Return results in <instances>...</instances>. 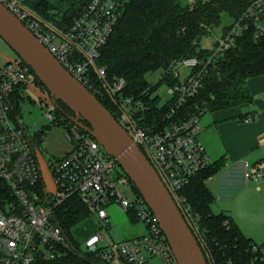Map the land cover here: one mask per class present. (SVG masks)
I'll return each mask as SVG.
<instances>
[{
  "label": "built area",
  "instance_id": "built-area-1",
  "mask_svg": "<svg viewBox=\"0 0 264 264\" xmlns=\"http://www.w3.org/2000/svg\"><path fill=\"white\" fill-rule=\"evenodd\" d=\"M0 4L92 96L113 102L112 117L146 157L172 196L206 263L238 264L230 260L220 263L211 255L197 216L189 211L180 195L212 163L198 140L199 121L206 108L196 104L192 114H184L183 108L199 95L207 65L221 58L244 32L252 31L255 40H264V0H251L239 19L215 38L207 64L202 65L197 58H186L172 67L168 74L177 83L166 86V101L161 102L159 98L161 104L171 102L172 107L161 120L152 122L137 118V112H143L144 107L124 96L125 80L109 82L106 70L97 66L100 50L122 16L120 0H90L69 23L60 15L55 18L41 15L28 0H0ZM180 67L190 69V75L183 81L177 73ZM29 77V68L16 56L0 68V179L16 200L7 202L4 211L0 210L1 264H35L37 260L61 259L64 252L71 251L69 238L52 216L56 207L72 197L86 207L99 230L110 229L109 206L126 214L131 211L145 229L141 236L108 248L101 246V233L90 235L84 241L83 253L90 255L93 263L120 264L123 259L126 264H146L149 258H158L163 264H177L154 214L134 192L129 178L115 159L77 125L64 131L69 150L62 157L45 160L56 194L48 193L45 188L43 197L38 194L36 190L42 180L35 155L39 150L40 142L36 139L39 132L32 136L13 111L15 95ZM46 117L53 121L51 114ZM255 120L256 116H249L244 122ZM242 170L245 181L264 179V163H243ZM121 189L130 193L131 198L124 196ZM239 264H264V243H251L245 260Z\"/></svg>",
  "mask_w": 264,
  "mask_h": 264
},
{
  "label": "trees",
  "instance_id": "trees-1",
  "mask_svg": "<svg viewBox=\"0 0 264 264\" xmlns=\"http://www.w3.org/2000/svg\"><path fill=\"white\" fill-rule=\"evenodd\" d=\"M90 0H28V4L41 15L55 18L61 16L69 23ZM123 4L122 16L113 33L100 50L97 66L106 70L107 80L113 82L119 78L125 80L127 87L124 96L141 103L144 111L137 112V118L145 121H159L172 107L171 102L160 103L152 98L154 92L165 83L172 86L177 83L168 72L179 61L197 58L202 65L207 64L212 49H202V38L212 34L227 17L231 24L224 26L220 35L239 19L251 0H120ZM55 20V19H54ZM164 76L156 85L148 83L145 77L157 71ZM30 75L45 91L32 71ZM264 75V40H255L252 31L244 32L234 46L219 59L206 67L199 95L185 104L184 114H192L194 106H202L207 112L235 109L252 103L247 87L250 78ZM47 92V91H46ZM19 94L15 95L14 114L19 116ZM97 101L113 116L114 104L111 100ZM56 123L73 126V111L60 100L54 102ZM246 115L239 117L244 122ZM84 123V122H83ZM85 124V123H84ZM224 167L219 159L184 187L180 195L186 200L189 211L198 218L199 226L208 242L211 255L220 263L232 261L243 263L246 250L253 242L246 239L229 216L214 214L212 205L215 196L207 182ZM42 180L37 187L43 197ZM134 192L139 195L135 187ZM7 202H16L8 185L0 179V210L4 211ZM89 212L76 198H68L53 211L56 222L71 242V251L64 252L61 259L37 260L35 264H96L92 257L82 252L81 245L73 234L78 233L86 240L91 233L75 230ZM131 223H137L131 211L127 213ZM94 234V233H93ZM0 255V264L2 262ZM120 264H126L120 259Z\"/></svg>",
  "mask_w": 264,
  "mask_h": 264
},
{
  "label": "water",
  "instance_id": "water-1",
  "mask_svg": "<svg viewBox=\"0 0 264 264\" xmlns=\"http://www.w3.org/2000/svg\"><path fill=\"white\" fill-rule=\"evenodd\" d=\"M0 39L32 71L46 89L52 104L60 100L67 105L77 116L71 122L115 159L154 214L177 264H207L172 196L128 134L1 4ZM35 155L45 190L55 195L56 187L44 156L39 150Z\"/></svg>",
  "mask_w": 264,
  "mask_h": 264
},
{
  "label": "rangeland",
  "instance_id": "rangeland-1",
  "mask_svg": "<svg viewBox=\"0 0 264 264\" xmlns=\"http://www.w3.org/2000/svg\"><path fill=\"white\" fill-rule=\"evenodd\" d=\"M230 24L231 21L227 17H223L220 27L214 29L212 34L201 39L200 47L202 49H212L215 38L220 36L221 29ZM14 56V53L0 39V68ZM177 73L179 80L183 81L190 75V69L180 67ZM163 76L164 72L160 70L148 74L145 79L148 83L156 85ZM166 86L163 83L152 97L156 96L160 98L161 102L166 101ZM19 97L21 98L19 101L20 123L32 136L39 132V137H36V139L40 142L38 147L45 160L49 161L50 157H62L70 147V144L64 137V131L68 127V124H58L46 117L47 114H51L54 120L57 119L55 106L52 104L48 93L30 75L20 87ZM243 111L242 107L218 112L235 115L234 117H236L238 114L243 113ZM218 112L205 113L200 118L199 125L202 126L211 114ZM237 120L238 118L233 119V121ZM261 182L259 183L261 184ZM207 185L215 195V203L212 205L213 213H222L229 216L242 235L251 242L255 244L264 243V187L261 193L255 192L254 188L257 184L245 181L243 170L239 169H223ZM121 193L131 198V194L124 189H121ZM107 213L110 222L109 230H99L98 224L92 215L82 219L75 230H81L85 234L101 233V238L103 239L101 246L106 248L112 247L124 240L137 238L145 233L144 226L140 222L131 223L124 211L114 206H109L107 207ZM72 232L80 243L82 252H84L83 244L85 239L80 234L75 233L74 230ZM146 264L163 263L158 258H149Z\"/></svg>",
  "mask_w": 264,
  "mask_h": 264
},
{
  "label": "crops",
  "instance_id": "crops-1",
  "mask_svg": "<svg viewBox=\"0 0 264 264\" xmlns=\"http://www.w3.org/2000/svg\"><path fill=\"white\" fill-rule=\"evenodd\" d=\"M247 87L252 103L242 106L243 113L236 117L221 112L213 113L202 126L199 125L201 127L198 140L206 155L211 162L223 159L224 170H242L243 163H264V75L250 78ZM246 114L247 117L256 116V120L240 122L239 117ZM236 118L238 120L233 121ZM210 181L212 178L208 182ZM260 181L254 182L257 184L254 188L257 193H261L264 187V179ZM208 188L210 189L209 186ZM210 191L213 193L211 189Z\"/></svg>",
  "mask_w": 264,
  "mask_h": 264
}]
</instances>
